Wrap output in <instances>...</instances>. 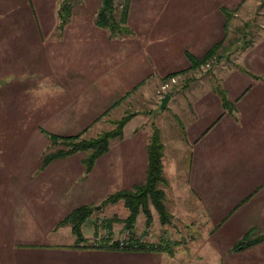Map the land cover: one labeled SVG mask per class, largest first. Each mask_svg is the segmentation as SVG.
<instances>
[{"label": "rangeland", "instance_id": "374dc122", "mask_svg": "<svg viewBox=\"0 0 264 264\" xmlns=\"http://www.w3.org/2000/svg\"><path fill=\"white\" fill-rule=\"evenodd\" d=\"M63 1L28 0L22 8L15 9L0 18V31L13 33L12 29H15L17 24L22 30L21 20L26 19L29 21L28 29L33 30L31 34L38 36L35 41L40 35H50L53 18L60 19L59 9ZM68 1L72 4L70 19L75 18L81 25H70L67 29L80 27L83 34L97 36L94 44L102 47V50L95 54L96 64L103 65L104 62L99 59L105 58L107 64L113 65V57L121 55L124 58L125 55L126 58L135 57L154 65L153 56L156 58L161 56V66L159 62L156 63V73L146 77L145 87L137 90L128 100L124 99L123 104L108 112L109 114L101 118L102 121L100 119L94 124L91 121H73V119L64 122H26L25 119H20L29 112L28 107L32 106V103H28L30 96L34 97L38 93L36 86L40 73H46L49 70V66L44 69L38 67L43 63L39 58H34L33 66L35 69L38 67V70L29 75L27 85L10 84L9 79L0 83V258L1 260L6 258L4 264L29 263L28 254L14 249L17 240L49 243L56 241L63 245H70L76 236L72 233L70 225H62L65 228L59 225L66 215L60 219L59 216L61 212L68 214L81 205H90L93 208V213L87 219L83 231L86 238L89 236L86 242L97 248H104L102 246L110 245L115 241H120V247L125 246L129 243L130 237L137 239L136 242L153 246L162 245L166 242L165 240L171 241L179 237L183 232L181 219L174 218L171 223L162 224L153 206H151L153 219L149 226H147L146 215L141 212L135 224L134 234L124 228L123 219L129 215L124 201L104 204L110 192L119 187L113 185L95 187L89 179L84 177L78 179L85 174L82 160L87 155L86 151L75 153L67 158V164L59 170L60 173L67 175V179L63 180V185L56 193L54 201L48 196L49 191L44 187L43 182L36 179L49 177L48 174L42 175L44 170L41 166L44 156L64 146L62 143H54L41 131V128L60 135H75L92 124L82 134L83 139H89L113 129L114 122L127 113H135L124 127V137L111 140V154L105 156L101 163L103 167L107 166L106 159L109 156H118L117 151L125 147H140L142 151L132 156L141 158L143 153L145 156L149 135L155 128H159L160 131L162 129L165 135L175 133L183 136L187 125L185 116L189 112V103L202 93L203 84L216 82L219 63L238 60L255 39L264 37V0H132L127 23L129 30L123 33H112L96 25L101 0ZM239 1L243 3L239 4ZM123 2L124 0H116L118 14ZM31 20L34 23L36 20L41 21L42 25L31 26ZM56 33H59V30ZM225 33L227 50L219 52V58H221L219 62L218 58L216 62L174 76L168 81V88H163L165 84L163 77L167 73L191 66L184 51L189 37L192 40V46L196 48L191 50L200 58L211 46L220 42ZM231 45L233 47L229 48ZM9 61L10 59L7 63ZM158 68H161L160 72L170 71L161 76ZM2 78L4 79V76ZM26 86L30 89L26 90ZM167 94H170L171 98L167 107L162 108V99ZM69 108L72 109V107ZM98 115L100 116L101 113L93 118H97ZM66 117L77 118L75 115H66ZM27 165L35 167L26 169ZM139 165H141V159ZM168 176L170 177L169 174L165 175L167 181L170 180ZM23 178H32L30 181H35L31 184H36V191L31 185H22ZM146 178L147 173L145 180ZM128 186L132 188L131 185ZM160 186L166 191L168 211H176L175 194L169 187V181L168 184ZM16 188L18 189L14 192ZM223 189L224 194L220 197L223 200L216 202L211 200L209 192L208 196L199 199L200 202L197 203L208 211L217 207V211L228 216L223 219L225 220L224 228L219 234L218 242L225 254L223 264H264V242L240 254L230 250L231 245L242 237L246 230H256L255 227L245 226L249 220H254L251 215L256 211L257 205L250 202L247 197V200L243 201L239 207L241 202L235 200L233 190L226 184L221 187V190ZM13 194L19 195L21 199L17 201L15 198L16 201L14 200L13 203ZM62 200L64 201L61 202ZM193 204L194 202H189V205ZM55 208L57 209L54 210ZM58 209L60 213L57 212ZM115 217L118 219L112 224L109 225L106 222L107 219H115ZM208 219L215 222L213 218ZM218 220L222 219L217 218L216 221ZM179 230H181L180 233ZM258 231L262 232L264 229ZM121 241L125 244L121 245ZM31 259L30 256V262ZM67 260L78 264L81 259L72 257ZM92 264H141V262L136 259L131 261L111 259L105 263Z\"/></svg>", "mask_w": 264, "mask_h": 264}, {"label": "crops", "instance_id": "0c3cea01", "mask_svg": "<svg viewBox=\"0 0 264 264\" xmlns=\"http://www.w3.org/2000/svg\"><path fill=\"white\" fill-rule=\"evenodd\" d=\"M26 1L28 0H0V18L22 8ZM21 22L22 30L17 24L12 29L13 33L0 31V83L9 79L10 84L27 85L33 71L38 70V67L44 69L49 66L46 73H40L36 86L37 95L30 96V102L28 99V103H32L28 107L29 112L20 117L26 122H64L73 119L91 121L94 124L123 104L125 100L112 106L124 95L131 92L125 98L128 100L137 90L145 87L146 77L156 73V63L159 62L161 66V56H153L154 65L135 57L126 58L125 55L124 58L121 55L113 57V65L107 64L105 58L99 59L104 62L103 65L96 64L95 54L102 50L101 46L94 44L97 36L83 34L80 27L67 29L70 25H81L75 18L62 25L61 19L54 17L50 35H40L36 41L37 34L32 35L33 30L28 29L29 21L23 19ZM35 25L41 26L42 23L31 20V26ZM57 30L59 33H56ZM226 37L225 33L220 51L227 50ZM191 41L189 37L184 51L194 53L191 49L196 48ZM231 47L233 45L229 48ZM34 58L43 62L36 69L33 66ZM8 59L10 61L7 63ZM160 69L158 68L159 72ZM169 71H162L160 75ZM216 77V82L203 84L202 93L189 103L183 136L175 133L165 135L161 129L164 175H170L169 187L174 190L176 203V211L170 212L172 219L180 218L183 223V232L179 237L171 241L165 240V243L154 246V249L97 248L89 242L74 246L76 238L70 245L56 241L49 243L17 240L14 249L28 254L29 263L26 264H76L67 260L72 257L81 259L78 264L105 263L111 259H136L141 264H223L225 254L218 242L219 234L224 228L223 219L228 216L217 211V207L208 211L197 203L200 202L199 199L208 196L209 192L211 200H223L220 197L224 194V189L221 190V187L225 184L233 190L235 200L241 202L239 207L247 197L257 205L256 211L251 215L254 220H249L245 227H255L257 231L264 229V37L255 39L238 60L219 63ZM219 88L224 89L229 100L235 104L232 113L224 108L217 92ZM25 89L29 90L30 87L26 86ZM98 113L102 116L93 118ZM66 115H75L77 118H67ZM91 126L92 124L85 128ZM42 129L47 131L44 128L41 131ZM148 144L145 156L144 153L141 158L132 156L142 151L137 146L120 148L117 151L118 156H109L106 159L107 166L103 167L101 162L105 156L111 154L110 146V150L97 160L90 172H86L83 159L85 174L78 179H89L95 187H119L110 193L131 189L128 185L133 187L145 182L149 166ZM67 158L55 160L45 168L41 166L44 170L42 175L48 174L49 177L34 178L43 182L49 191L48 196L54 201L63 180L67 179V175L59 171L67 164ZM30 167L35 166L27 165L26 169ZM23 180L22 185H31L36 191V184H31L35 181H30L32 178ZM13 195L14 203L15 198L18 201L20 197ZM189 202L194 204L189 205ZM57 212L60 213L59 209ZM63 215L66 214L61 212L59 219ZM208 218H213L215 222ZM217 218L222 220L216 221ZM238 240L231 245L230 250ZM5 260L6 258H0V264H4Z\"/></svg>", "mask_w": 264, "mask_h": 264}, {"label": "trees", "instance_id": "16d2710c", "mask_svg": "<svg viewBox=\"0 0 264 264\" xmlns=\"http://www.w3.org/2000/svg\"><path fill=\"white\" fill-rule=\"evenodd\" d=\"M102 4L97 13L96 25L110 30L112 33H123L128 31L127 23L129 20V11L132 0H124L121 11L117 13L116 0H101ZM72 15V4L68 0H64L59 9V17L61 24H66ZM228 25V24H227ZM224 40L214 44L202 57L198 58L194 53L185 51V55L191 63L187 69L180 71L170 72L163 77V82H168L172 77L179 74H184L190 70H196L202 65H207L216 62L220 57L219 51L223 46ZM217 92L221 96L224 108L232 113L234 103L229 100L227 93L224 89L219 88ZM131 92L124 95L120 100L113 103L112 106H117ZM135 116V113H127L121 119L114 122L115 127L111 130L102 132L97 137L83 139V132L88 128L83 129L75 135H60L46 130L42 131L49 136L54 143H62L63 148L51 151L44 156L42 167L45 168L53 161L58 159L67 158L75 153L86 151L87 155L83 162L85 164L86 172L92 171L97 160L110 150L111 140L115 138H122L124 135V127ZM149 166L147 170V178L145 182L133 186L131 189H122L115 191L108 195L104 200V204L117 203L121 200L124 201L125 206L129 210V215L123 219L124 228L128 229L131 234H134L135 224L141 212L147 217V226L153 219L151 206L155 208L159 214L162 224L171 222L173 215L168 211L166 205V191L161 188V184H168L164 175V144L161 138V131L155 128L149 138L148 145ZM93 213V208L90 205H81L72 209L64 219L60 221V226L70 225L73 234L76 236L74 246H81L86 243V237L83 227ZM118 218H109L106 222L110 225ZM253 228V227H252ZM256 229V228H255ZM137 239L129 238V243L125 246H119L120 241H115L110 245H104L105 248H120V249H154L153 245L136 242ZM261 242H264V231L258 232L257 230H248L241 239H239L232 247L235 252L244 251ZM87 246V245H86ZM94 246V245H93Z\"/></svg>", "mask_w": 264, "mask_h": 264}, {"label": "water", "instance_id": "95a60500", "mask_svg": "<svg viewBox=\"0 0 264 264\" xmlns=\"http://www.w3.org/2000/svg\"><path fill=\"white\" fill-rule=\"evenodd\" d=\"M171 98L170 94H167L163 99H162V108L167 107V104Z\"/></svg>", "mask_w": 264, "mask_h": 264}, {"label": "built area", "instance_id": "2783aa9c", "mask_svg": "<svg viewBox=\"0 0 264 264\" xmlns=\"http://www.w3.org/2000/svg\"><path fill=\"white\" fill-rule=\"evenodd\" d=\"M168 86H169V82H166L164 85H163V88L164 89H166V88H168ZM125 243H124V241H121V245H124ZM95 246V245H94Z\"/></svg>", "mask_w": 264, "mask_h": 264}]
</instances>
